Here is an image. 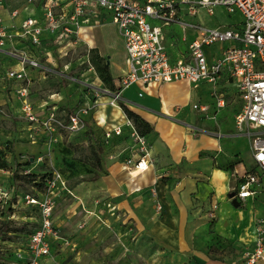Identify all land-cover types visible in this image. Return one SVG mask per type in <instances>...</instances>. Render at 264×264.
<instances>
[{
    "label": "rangeland",
    "instance_id": "rangeland-1",
    "mask_svg": "<svg viewBox=\"0 0 264 264\" xmlns=\"http://www.w3.org/2000/svg\"><path fill=\"white\" fill-rule=\"evenodd\" d=\"M14 2L21 8V14H25L22 6L27 0ZM38 13L39 8L34 9L33 14ZM226 15V6H217L206 24L223 23ZM231 16L232 20L242 19L237 11ZM174 27L181 42L182 27L171 24L162 28L168 43L170 37L167 33H171ZM77 36L63 34L57 44L64 46L62 51L67 52L65 56L57 57V69L76 80L69 82L68 77L59 74H47L45 77H41L42 73L35 75L30 87V99L37 120L0 118V154L10 163L8 170H0V188L8 192L4 202H0V264H21L19 254L26 248V234L40 223L39 205L28 203V195L38 200L47 197L52 201V220L59 230L58 241L61 243L55 244L53 253L47 259L48 264H144L135 261L130 241L116 229L121 221L117 218L116 207L113 205L115 208L112 210L106 206L109 201L92 197L90 190H87L89 187H80L85 181H90L83 179L91 178L95 171L101 176L109 175L108 167L112 162L107 160V156L111 151H119L121 145L127 143L128 137L135 142L130 135L121 134L122 125H125L128 117L122 115L120 106L121 112L111 104L112 95L108 91H112V85L97 70L105 60H99L97 53L100 51L105 55L111 78L114 80L123 75L126 72L124 49L110 18L101 26L82 27ZM64 64L68 68L65 69ZM2 66L5 68L7 63ZM155 86L156 92H159L160 87L158 84ZM195 87L178 81L163 85L160 91L168 96L170 102L173 100L187 106L201 95V89ZM5 98H9V95L0 90V100ZM11 98L18 101L16 91L11 93ZM58 102L61 105L55 112L58 122L49 129L42 123L53 104ZM194 102L205 107L197 112L199 119L195 126L223 139L236 138L244 133L245 126L237 125L236 121L243 102L233 87L218 85L214 92L202 93L200 99ZM83 108L86 112L81 111ZM101 113L106 116L104 122L101 121ZM75 114L80 121L77 128L70 130L66 126L69 125L68 117ZM184 118L191 122L193 116L191 119ZM116 128L121 129V133L113 130ZM43 131L48 133L47 136L44 137ZM108 131L110 135L106 136ZM19 132L22 140L18 138ZM246 140V137L242 139L243 149L237 155L241 163L245 162L242 164L244 166L251 154L247 144L249 140ZM95 142L101 147L99 160L96 158ZM150 144L151 141L146 140L147 150ZM136 152L141 154L140 149ZM218 167L224 168L221 165ZM34 182L40 186H35ZM5 221H9L11 227L25 225L26 229L4 234L1 227ZM125 223L128 224V221Z\"/></svg>",
    "mask_w": 264,
    "mask_h": 264
},
{
    "label": "built area",
    "instance_id": "built-area-1",
    "mask_svg": "<svg viewBox=\"0 0 264 264\" xmlns=\"http://www.w3.org/2000/svg\"><path fill=\"white\" fill-rule=\"evenodd\" d=\"M33 1L39 14H29L12 31L0 12V51L16 58L20 64V68L8 69L4 78L19 82L15 91L24 118L31 122L37 120L30 99L33 79L29 69L43 75H64L57 69V57L67 54L62 51L64 46L57 45L60 36H77L82 27L99 25L110 18L122 39L126 63V72L118 79L116 89L108 91L112 95L111 104L122 101V91L132 83L147 86L184 80L193 85L199 82L216 85L225 72L243 102L236 121L237 125L245 126L244 134L249 140L254 162L253 168L238 180L234 197L243 201L255 195L259 187H264V0H27L23 8L29 10ZM217 6H226L228 14L239 12L241 21L230 27L209 26L198 20L203 15L213 16ZM11 14L18 16L19 9H14ZM155 21L159 23H153ZM171 24L182 27L180 40L187 43L185 53L173 60L167 48L177 39L169 36L168 43L162 29ZM189 32L192 33L190 37ZM43 33L51 35L45 39ZM44 39L51 43L44 45ZM217 43L220 45L215 46ZM17 44L22 46L17 47ZM213 47H217L216 50ZM64 68L68 65L64 64ZM64 77H68L69 82L76 80L67 75ZM193 107L204 110L197 104ZM57 109L56 106L50 109L42 125L51 129L52 124L58 122ZM81 111L86 112V109ZM68 121L67 128L74 130L80 119L75 114L70 115ZM125 125L141 150L138 159H126V166L130 173L144 171L150 163L146 138L137 132L132 119L126 118ZM113 130L121 133V129ZM109 135L110 132H106V136ZM7 193L6 189L0 188V202H4ZM152 194H156L154 189ZM27 198L28 203L39 205L41 220L30 234L26 250L19 256L21 264H41L44 257L51 255L52 243L60 237L59 230L52 220V201L47 197L38 200L28 195ZM106 206L115 208L111 202ZM241 260L244 264L264 262V218L256 221L252 243L243 250Z\"/></svg>",
    "mask_w": 264,
    "mask_h": 264
},
{
    "label": "crops",
    "instance_id": "crops-1",
    "mask_svg": "<svg viewBox=\"0 0 264 264\" xmlns=\"http://www.w3.org/2000/svg\"><path fill=\"white\" fill-rule=\"evenodd\" d=\"M16 8L19 9V14L13 17L11 13ZM36 8L38 6L31 5L29 10L24 9L25 14H21V8L14 0H3L0 12L5 19V24L12 31L18 28L26 16L33 13ZM232 16L228 14L223 23H214L211 26L235 27L241 20H232ZM209 18L203 15L200 19L193 20L198 19L206 23L210 20ZM115 32L123 47L116 27ZM167 34L177 39L174 45L167 48L173 60L179 54L185 53L187 43L178 41L175 27L171 33ZM191 34V32L188 33L189 37ZM50 35L43 33L42 38L46 39ZM45 39L43 44L48 46L51 42H46ZM21 46L17 44V47ZM7 47H10V44ZM216 48L213 47L214 50ZM47 49L51 48L47 47ZM99 53L105 57L100 51ZM3 63H7L5 68L2 66ZM10 68H20L18 60L0 51V90H4L9 95V98L0 100V118L22 119L24 116L21 101L18 98V101L11 98V93L15 92L19 82L4 78L5 72ZM29 73L33 81L35 75L41 74L35 69H29ZM120 76L113 80L115 87L118 85ZM179 81L186 82L191 88L197 86L195 88L201 89V95L202 93L211 94L215 87L221 84L229 85L237 92L234 83L225 72L221 74L216 85L207 82L193 85L184 80ZM173 82L178 81L151 83L147 86L132 83L122 91L123 102L153 126V130L145 136L148 142L151 141L148 168L130 173L131 170L127 168L125 161L127 158L138 159L139 154L136 152L138 146L128 137L127 143L122 144L119 151H111L107 156V160L112 162L108 167L110 174L93 181H85L80 187H89L87 190H90L92 197L103 198L116 207L117 218L121 219L116 229L130 241L136 262L244 264L240 251L251 245L255 223L258 219L264 218V187H259L255 195L243 201L237 199L238 207L232 204L229 197V193L234 191L240 177L254 166L251 154L245 166L242 165L245 162L241 163L237 156L243 149L241 141L246 135L240 133L236 138L223 139L222 136L217 137L200 126H195L199 119L197 112L203 110L193 106L197 104L205 108L194 102L198 101L201 95L187 106L173 100L170 102L160 88ZM154 84L160 87L159 92H156ZM53 106L59 108L61 105L58 102ZM115 107L121 112L119 106ZM121 113L124 116L125 113ZM184 116L188 119L193 116V119L189 122ZM105 117L104 113L100 114L102 122L105 121ZM122 129L121 134L129 135L128 126L122 125ZM43 132L45 137L48 133ZM18 136L20 140L23 139L20 132ZM43 144L46 145L45 142ZM247 144L250 149L249 142ZM153 189L156 192L155 195L152 194ZM157 203L160 205L159 209H157ZM214 205H216L215 208H213ZM126 221L128 224L125 223ZM58 243L61 242L55 240L52 243L51 253L55 244ZM50 256L44 257L41 264H48L47 259ZM258 264H264V262Z\"/></svg>",
    "mask_w": 264,
    "mask_h": 264
},
{
    "label": "trees",
    "instance_id": "trees-1",
    "mask_svg": "<svg viewBox=\"0 0 264 264\" xmlns=\"http://www.w3.org/2000/svg\"><path fill=\"white\" fill-rule=\"evenodd\" d=\"M97 54H98L97 56H98L99 60H103V58L105 59L103 61V63L97 68V70L100 73V75L103 76L104 80H108L111 83L112 90H115L116 87L114 85L113 79L111 78L107 60H106L105 57H103L99 53H97ZM119 105H120L122 111L125 113V115L128 118L132 119V121L134 123V126H135V128H136V130H137V132L139 134L147 136V134H149L153 130V126L148 120L143 118L141 115H139L134 110L130 109L123 101H120ZM94 147H95L96 152L98 153L96 155V158H97V160H99V153L101 152V147L99 146V144L97 142L94 143ZM9 166H10L9 161L3 155L0 154V168L8 170ZM99 177H101V174L98 171H95L91 178L83 179V180L93 181V180L98 179ZM34 185L35 186H40L36 182H34ZM1 228H2V231L4 232V234L8 235L9 233L13 234V233L21 232V231L26 229V226L23 225L21 227H11L10 226V222L9 221H5L2 224ZM32 232H33V229L30 230L29 232H27V234H26V237H27L28 241H29L30 234ZM27 245H28V242L26 244V248H27ZM26 248H25V250H26ZM21 263H22V259H21Z\"/></svg>",
    "mask_w": 264,
    "mask_h": 264
},
{
    "label": "water",
    "instance_id": "water-1",
    "mask_svg": "<svg viewBox=\"0 0 264 264\" xmlns=\"http://www.w3.org/2000/svg\"><path fill=\"white\" fill-rule=\"evenodd\" d=\"M229 197L231 198V202L235 207L239 206V201L237 200V198L234 197V191L229 193Z\"/></svg>",
    "mask_w": 264,
    "mask_h": 264
},
{
    "label": "bare ground",
    "instance_id": "bare-ground-1",
    "mask_svg": "<svg viewBox=\"0 0 264 264\" xmlns=\"http://www.w3.org/2000/svg\"><path fill=\"white\" fill-rule=\"evenodd\" d=\"M113 105L118 106L115 102H112ZM187 121V120H186ZM134 173H136V171H134Z\"/></svg>",
    "mask_w": 264,
    "mask_h": 264
}]
</instances>
